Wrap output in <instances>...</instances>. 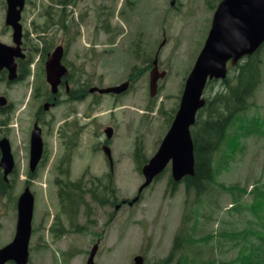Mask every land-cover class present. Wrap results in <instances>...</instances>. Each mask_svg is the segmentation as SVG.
<instances>
[{"label":"rangeland","instance_id":"rangeland-1","mask_svg":"<svg viewBox=\"0 0 264 264\" xmlns=\"http://www.w3.org/2000/svg\"><path fill=\"white\" fill-rule=\"evenodd\" d=\"M60 1L65 2L64 7L52 0H26L21 22L23 47L27 55L35 59L33 77L16 83H8L6 77L0 81V97L8 100L7 109L0 112V139L10 140L17 177H20L13 190L14 199H5L0 204V248L14 238L17 201L28 180V138L37 113V108H32L33 93L36 86L48 90L45 73L39 70L45 63L41 64L33 50L38 47L44 51L42 56L63 43L65 64L80 78V86L84 83L118 86L128 80L134 67L144 72L132 82L130 90L118 98L89 96L83 102L69 103L63 101L66 97L62 89L59 99L63 102L42 114L47 158L31 184L36 203L30 264H86L99 243L95 264H134L137 256L143 257L145 264H184L183 253L189 254V264H201L204 260H214V264L220 261L264 264V218L261 221L255 216L260 203H256L252 195H243V204L237 200L232 204L231 199L242 195L218 185L263 190L264 49L261 52L262 82L250 101L252 106L239 115L235 122L237 127L230 130L229 139H239L236 161L219 175L218 184H210L207 195L202 198H196L194 193L187 197L184 186L180 185L178 192L171 195L169 170L144 192L135 206H123L126 199L137 196L145 181L133 160L135 142H142L147 161L156 154L168 131L172 110L179 108L184 79L208 36L218 0H175L173 7L174 0ZM5 17L6 4L0 0V43L12 45V31L5 26ZM158 52L160 69L168 75L159 84L158 96L151 99L150 71L146 70ZM70 86L74 88L75 84L70 83ZM221 89V85L213 86L206 95L215 96ZM40 100L43 102L44 98ZM64 121L67 124L61 127ZM109 126L115 130L109 146L118 188L116 205L120 204L121 208L116 211V206L98 207L81 194L88 205L76 207L78 218L72 220L67 212H61L57 199L55 179L64 151L59 148L56 130L60 128L64 134H72L79 143L72 159V180H76L84 173L96 177L108 174L109 165L100 143L106 140L104 131ZM257 129L262 134L239 137ZM226 147L225 153L232 154L230 144ZM219 155L213 163L215 170ZM232 206L235 208L230 211ZM262 210L260 215L264 216ZM185 215L192 217L185 220ZM179 230L186 233L188 240L210 239L205 243L206 248L199 246L202 257L197 255V245L173 250V240ZM225 234L230 237L237 234L243 245L225 241ZM219 236L221 251L212 240Z\"/></svg>","mask_w":264,"mask_h":264},{"label":"water","instance_id":"water-1","mask_svg":"<svg viewBox=\"0 0 264 264\" xmlns=\"http://www.w3.org/2000/svg\"><path fill=\"white\" fill-rule=\"evenodd\" d=\"M24 2L25 0H8L7 25L13 27L14 42L18 46L21 45L22 39V26L19 21L25 5ZM263 43L264 0H223L216 12L213 28L205 47L187 80L176 120L158 155L151 161L150 165L144 168L147 183L141 188V191L165 169L171 159L174 161V178L176 181H180L186 175H194V145L190 127L195 123L197 112L205 106L202 95L208 78H226L228 61L233 59V65H235L243 57L255 54ZM15 51L20 52V49L9 48L0 44V73L2 70L8 69L10 81L17 78V66L13 58ZM63 54V47L58 48L50 56L47 63L48 81L52 84L54 93L57 92V87L62 83V79L68 76L67 69L62 65ZM154 64L157 65V60ZM164 77L165 73H160L157 67L151 73L152 97L157 94L158 81ZM128 87L129 83H126L121 87L99 90V92L101 94L110 92L121 94L127 91ZM2 100L1 103L4 104L6 100ZM112 132V129L106 131L109 137L112 136ZM40 135V130L36 129L32 138V152L35 157L33 169H35L42 155L43 144ZM0 147L3 153L1 166L5 169L7 176L14 168L9 141H2ZM107 153L110 155L109 151ZM33 210L34 197L27 188L19 200L16 238L12 245L0 251V264H5L10 260H14L17 264H27ZM97 250L98 247H95L88 264H94L93 260ZM136 262L143 264V260L140 258Z\"/></svg>","mask_w":264,"mask_h":264},{"label":"trees","instance_id":"trees-1","mask_svg":"<svg viewBox=\"0 0 264 264\" xmlns=\"http://www.w3.org/2000/svg\"><path fill=\"white\" fill-rule=\"evenodd\" d=\"M220 1V0H219ZM238 75L235 77L237 85L229 87V92L225 96L223 92L217 94L213 99H207L206 107L201 110L197 117V122L193 128V139L195 145V174L186 183L187 193L194 191L198 198L205 197L209 191L210 184H218L219 175L231 168V164L236 161V154L240 149L239 139H229L230 130L241 113L246 111L249 100L254 96L262 78V59L259 54L248 58L244 64L237 67ZM227 85L229 83L225 82ZM256 134H259L258 132ZM230 144L229 150L232 154H226V146ZM217 154L216 170L213 167L214 157ZM136 162L141 166L144 162V155L141 148L136 151ZM111 184L113 185L112 181ZM221 189L231 193L241 195L246 190L237 186H226L218 184ZM174 186V185H173ZM176 186H174L175 188ZM11 188V183L6 184L0 169V199L6 197ZM82 190L81 188H77ZM110 191V189H108ZM97 198L98 193H94ZM72 201L71 196L67 197ZM257 199L264 201V192L257 196ZM238 202L237 197L233 201ZM233 208L230 209L233 210ZM232 238V237H231ZM182 237H178L176 247ZM233 239L238 240L237 235Z\"/></svg>","mask_w":264,"mask_h":264},{"label":"flooded vegetation","instance_id":"flooded-vegetation-1","mask_svg":"<svg viewBox=\"0 0 264 264\" xmlns=\"http://www.w3.org/2000/svg\"><path fill=\"white\" fill-rule=\"evenodd\" d=\"M38 120H39V122L41 121V119L40 118H37Z\"/></svg>","mask_w":264,"mask_h":264}]
</instances>
